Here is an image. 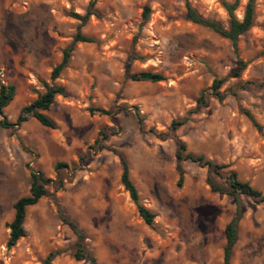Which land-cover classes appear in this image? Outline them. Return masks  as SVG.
<instances>
[{
  "label": "rangeland",
  "instance_id": "1",
  "mask_svg": "<svg viewBox=\"0 0 264 264\" xmlns=\"http://www.w3.org/2000/svg\"><path fill=\"white\" fill-rule=\"evenodd\" d=\"M90 1L95 15L81 24L73 14H84ZM188 1L226 24L223 4L235 0ZM236 1L241 19L248 0ZM185 13V0H0V83L16 87L0 113V264H42L54 250L61 253L50 264H89L74 258L76 236L64 217L85 233L84 248L98 264H222L224 227L236 205L210 189L206 167L189 160L180 163L177 185L173 134L186 152L226 165L264 194V0H254L253 24L236 52ZM77 30L93 41L73 42ZM70 45L67 66L51 80ZM238 60L245 67L230 77ZM141 70L164 80L127 77ZM215 79L223 80L222 99L210 89ZM44 83L66 90L44 112L55 127L33 117L18 124ZM178 120L184 123L173 132ZM118 153L140 203L155 214L151 226L120 182ZM37 170L53 181L26 208L25 236L7 247L13 204L28 194ZM241 202L231 264H264V202Z\"/></svg>",
  "mask_w": 264,
  "mask_h": 264
},
{
  "label": "trees",
  "instance_id": "2",
  "mask_svg": "<svg viewBox=\"0 0 264 264\" xmlns=\"http://www.w3.org/2000/svg\"><path fill=\"white\" fill-rule=\"evenodd\" d=\"M236 3L237 1L235 0L233 3L224 2L223 4L228 14V21L226 24H222L216 19L202 16L197 12V10L190 4L188 0H185V17L192 23L207 27L221 37L228 39L232 43L233 49L236 52L239 37L243 35L253 24L254 0L247 1L244 14L241 19H238L234 15ZM93 7L94 2L90 1L84 14L81 15L74 13L73 15L81 22V24H84L91 15H95ZM147 9L148 8H145V12L143 14V17L145 18L147 17ZM76 41L91 42L93 40L88 36L82 35L80 31L77 30L73 38V42ZM72 49V45L64 49L60 62L55 65L50 72L51 80H55L60 75L62 70L67 66ZM244 67L245 63L242 60H238L237 66L230 72L229 76L238 78ZM127 77L134 81H147L152 83L164 80V76L161 73L148 70H141L129 74ZM222 82L223 80L221 79H215L210 87L212 94L218 99H222L223 97V94L219 91ZM43 85L45 88L44 92L39 94L33 101L20 109V113L16 120L18 124L26 121L29 117H33L45 127H55L54 121L44 112L47 111L54 103L56 95L66 96V90L62 85L47 83H44ZM15 90L16 87L12 83H0V113H2L3 109L13 100L15 96ZM199 102H202L203 104L206 103L203 94L200 95ZM96 111L100 114L105 115L110 113L108 110L104 109H97ZM246 115L250 119V121L255 124L254 118L249 113H246ZM183 123L184 120L173 121L171 124V130L174 132L176 127L182 125ZM1 125L3 127H6L9 126L10 123H8L4 119L1 121ZM103 137L104 139H106L108 137V134L103 133ZM173 138L176 144L175 158L176 168L178 171L177 185H181L183 179V169L180 163L182 161L189 160L191 162L197 163L199 166L206 167L208 172L206 183L209 185L210 189L214 192L231 196L236 205L232 219L224 227L225 245L223 248L222 264H231L232 251L237 240V225L243 213L241 197L243 196L251 198L255 203H261L264 202V194H262L259 190L253 188L251 185H249L248 182L241 181L237 177L235 171L226 170V165L217 164L212 160L206 159L203 155H194L192 153L186 152L185 143L180 141L174 134ZM117 155L122 166L120 182L124 189L128 192L131 201L135 204L138 215L146 225L151 226L155 214L140 203L137 189L129 177L127 160L122 153H118ZM60 166V163L56 164L55 169H58ZM212 174L224 178L225 185L218 184L213 179ZM52 181V179L47 178L43 174V172L39 170L30 172V186L28 194L18 198L13 204L14 215L12 220L7 224L9 228V236L6 243L7 247L15 245L20 238L25 236L26 230L23 226V223L25 219L26 208L28 206L36 204L41 197L47 194L46 187ZM63 221H65V223H67L71 227L76 236V250L73 255L74 258L78 261L87 260L89 264H98L96 258L84 248L83 241L86 237L85 233L80 230L78 225L71 219L64 217ZM59 253H61L60 250L50 251L44 258L42 264H50V262Z\"/></svg>",
  "mask_w": 264,
  "mask_h": 264
}]
</instances>
